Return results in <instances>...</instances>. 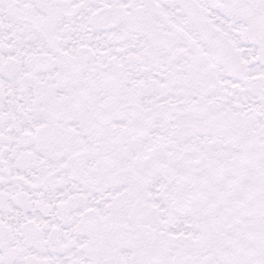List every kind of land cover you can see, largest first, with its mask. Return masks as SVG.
Returning <instances> with one entry per match:
<instances>
[{"label":"snow or ice","instance_id":"6c2138e0","mask_svg":"<svg viewBox=\"0 0 264 264\" xmlns=\"http://www.w3.org/2000/svg\"><path fill=\"white\" fill-rule=\"evenodd\" d=\"M0 264H264V0H0Z\"/></svg>","mask_w":264,"mask_h":264}]
</instances>
